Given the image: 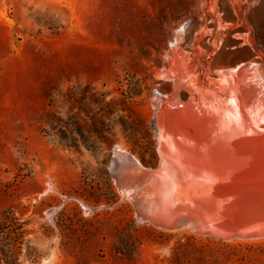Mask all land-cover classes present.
<instances>
[{"label":"rangeland","instance_id":"obj_1","mask_svg":"<svg viewBox=\"0 0 264 264\" xmlns=\"http://www.w3.org/2000/svg\"><path fill=\"white\" fill-rule=\"evenodd\" d=\"M246 65L264 95V0H0V264H264V238L141 222L112 170L119 151L158 170L159 100L218 94ZM255 129L189 150L171 209L264 234L225 229V205H264Z\"/></svg>","mask_w":264,"mask_h":264},{"label":"bare ground","instance_id":"obj_2","mask_svg":"<svg viewBox=\"0 0 264 264\" xmlns=\"http://www.w3.org/2000/svg\"><path fill=\"white\" fill-rule=\"evenodd\" d=\"M253 72L255 68L251 65L240 67L235 73L223 71L219 93H206L198 101L192 98L182 102L177 92L171 99L159 100L158 170L144 168L125 151L117 153L112 165L115 182L134 202L141 222L149 221L162 230L185 229L227 241L264 238V234L247 237L222 234L205 225L201 218L176 213L167 201L170 186L178 175L179 160L189 156V150L205 153L224 146L243 149L248 144L247 133L253 137L255 127L264 129V95L256 82L247 79Z\"/></svg>","mask_w":264,"mask_h":264},{"label":"water","instance_id":"obj_3","mask_svg":"<svg viewBox=\"0 0 264 264\" xmlns=\"http://www.w3.org/2000/svg\"><path fill=\"white\" fill-rule=\"evenodd\" d=\"M225 209V212L230 214V222L234 221L230 223L231 228L225 227V229L238 230L247 227V229L251 230H264V205L258 207V209L251 205L237 206L234 208L225 205ZM260 211L263 212V214H261Z\"/></svg>","mask_w":264,"mask_h":264}]
</instances>
